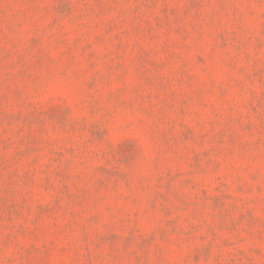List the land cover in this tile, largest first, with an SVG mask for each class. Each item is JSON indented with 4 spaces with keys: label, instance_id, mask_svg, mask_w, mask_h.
<instances>
[{
    "label": "rangeland",
    "instance_id": "374dc122",
    "mask_svg": "<svg viewBox=\"0 0 264 264\" xmlns=\"http://www.w3.org/2000/svg\"><path fill=\"white\" fill-rule=\"evenodd\" d=\"M0 264H264V0H0Z\"/></svg>",
    "mask_w": 264,
    "mask_h": 264
}]
</instances>
